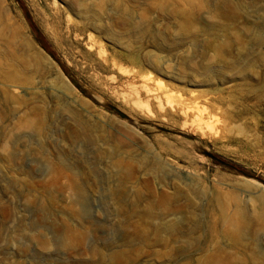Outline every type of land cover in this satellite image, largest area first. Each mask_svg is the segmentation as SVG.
Wrapping results in <instances>:
<instances>
[{
    "label": "rangeland",
    "instance_id": "374dc122",
    "mask_svg": "<svg viewBox=\"0 0 264 264\" xmlns=\"http://www.w3.org/2000/svg\"><path fill=\"white\" fill-rule=\"evenodd\" d=\"M0 264H264V0H0Z\"/></svg>",
    "mask_w": 264,
    "mask_h": 264
},
{
    "label": "water",
    "instance_id": "95a60500",
    "mask_svg": "<svg viewBox=\"0 0 264 264\" xmlns=\"http://www.w3.org/2000/svg\"><path fill=\"white\" fill-rule=\"evenodd\" d=\"M85 91H87V90H85ZM87 92H88L89 94H91L89 91H87ZM105 105L108 106V107H110V108H112V109H116V106L113 105V104H111V103H105ZM202 153L205 154V155L208 156V157H211V158H213V159H217V156L214 155L213 153L209 152L208 150L202 149ZM248 177L251 178V177H253V176L250 175V174H248Z\"/></svg>",
    "mask_w": 264,
    "mask_h": 264
},
{
    "label": "bare ground",
    "instance_id": "6f19581e",
    "mask_svg": "<svg viewBox=\"0 0 264 264\" xmlns=\"http://www.w3.org/2000/svg\"><path fill=\"white\" fill-rule=\"evenodd\" d=\"M89 44L91 45V47L92 46H96V43L94 42V41H92V37L91 36H89ZM101 54H102V52H101ZM146 79V78H145ZM152 79V78H151ZM148 81H150V79H148ZM151 81H153V80H151ZM147 83V82H146ZM149 83L150 82H148V85H149ZM145 87V86H144ZM146 88V87H145ZM145 90V89H144ZM146 91V90H145ZM147 94V93H146ZM134 95V94H133ZM149 95H150V92H149ZM148 95V96H149ZM151 96V95H150ZM186 108V107H185ZM198 109V108H197ZM197 109H195V110H197ZM188 110H189V108H188ZM193 110V108H191V111ZM194 110V111H195ZM198 111V110H197ZM200 111V110H199ZM190 112V111H189ZM189 112L188 111H184V113L188 116L189 115ZM202 115V114H201ZM199 117V116H198ZM201 118V117H200ZM202 119V118H201Z\"/></svg>",
    "mask_w": 264,
    "mask_h": 264
}]
</instances>
